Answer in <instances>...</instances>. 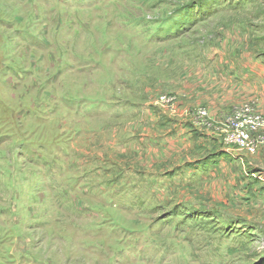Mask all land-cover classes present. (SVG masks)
Segmentation results:
<instances>
[{
	"label": "rangeland",
	"instance_id": "rangeland-1",
	"mask_svg": "<svg viewBox=\"0 0 264 264\" xmlns=\"http://www.w3.org/2000/svg\"><path fill=\"white\" fill-rule=\"evenodd\" d=\"M198 1L0 0V264H264V0Z\"/></svg>",
	"mask_w": 264,
	"mask_h": 264
},
{
	"label": "trees",
	"instance_id": "trees-1",
	"mask_svg": "<svg viewBox=\"0 0 264 264\" xmlns=\"http://www.w3.org/2000/svg\"><path fill=\"white\" fill-rule=\"evenodd\" d=\"M196 3H198V5H199V7H201V9L202 8H207V5H209L208 3H209V1H207V0H199L198 2H196ZM193 4H189V5H187V6H184L183 7V10L181 11V13L182 12H184L185 13V16L184 17H187V15H189V14H191V13H194V10H195V8L197 7V6H195V5H193ZM192 6V7H191ZM180 13V14H181Z\"/></svg>",
	"mask_w": 264,
	"mask_h": 264
},
{
	"label": "crops",
	"instance_id": "crops-1",
	"mask_svg": "<svg viewBox=\"0 0 264 264\" xmlns=\"http://www.w3.org/2000/svg\"><path fill=\"white\" fill-rule=\"evenodd\" d=\"M264 70V68L261 66H259V69H250V70H248V71H246V70H244L247 74H249V73H253V71H255L257 74H255L256 75V80L254 81V79H252L254 82H257V80L260 78V74L262 73V71ZM250 86V85H249ZM264 87V86H263ZM264 93V92H263ZM228 156L229 154H225V153H219V154H217V155H215L216 156V158L215 159H219V160H221V156L222 157H224V156Z\"/></svg>",
	"mask_w": 264,
	"mask_h": 264
},
{
	"label": "built area",
	"instance_id": "built-area-1",
	"mask_svg": "<svg viewBox=\"0 0 264 264\" xmlns=\"http://www.w3.org/2000/svg\"><path fill=\"white\" fill-rule=\"evenodd\" d=\"M256 118H260V117H256ZM258 120H256V122H257ZM260 121V120H259ZM250 123H252V122H250Z\"/></svg>",
	"mask_w": 264,
	"mask_h": 264
}]
</instances>
